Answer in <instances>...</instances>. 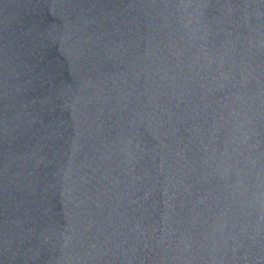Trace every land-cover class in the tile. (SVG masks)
<instances>
[{"label": "water", "instance_id": "1", "mask_svg": "<svg viewBox=\"0 0 264 264\" xmlns=\"http://www.w3.org/2000/svg\"><path fill=\"white\" fill-rule=\"evenodd\" d=\"M0 264H264V0H0Z\"/></svg>", "mask_w": 264, "mask_h": 264}]
</instances>
